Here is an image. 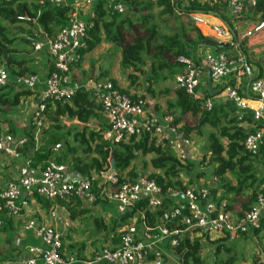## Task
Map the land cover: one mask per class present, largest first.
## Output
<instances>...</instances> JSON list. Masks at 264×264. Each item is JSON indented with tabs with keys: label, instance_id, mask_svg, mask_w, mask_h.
I'll return each instance as SVG.
<instances>
[{
	"label": "trees",
	"instance_id": "1",
	"mask_svg": "<svg viewBox=\"0 0 264 264\" xmlns=\"http://www.w3.org/2000/svg\"><path fill=\"white\" fill-rule=\"evenodd\" d=\"M127 5L126 12L119 15L109 9L104 1L96 4L92 27L87 33L86 48L81 54L92 51L102 38L105 43L119 49L120 70L126 74L129 84L127 89L119 91L133 101L143 100L142 95H130L131 89L137 91L142 87L140 78L146 85V93L153 98L156 97L151 90L153 86L173 81L180 72L182 64L178 61L179 58L196 60L187 49L205 44L207 38L193 25L190 14L216 13L232 28L225 15L227 0H177L174 4L170 0H128ZM248 9L252 12L251 19L258 16V22H264V0H258ZM154 10L157 11L156 15L153 14ZM72 11L69 6L40 5L34 0H0V65L5 66L11 78L10 84L0 88V123H5L7 131L13 136L17 133L15 127L8 122V117L20 105V99L28 94L26 91L16 90L13 80L16 77L36 75L38 66L30 58L31 52L33 53L32 44L54 40L68 23ZM172 17L179 21V27L172 29L171 33L161 34L156 20ZM181 18L189 19L187 27L180 22ZM166 23L164 20V24ZM17 45H25L29 50H19L15 47ZM243 45L244 43H239L237 50L233 46L217 47L214 50L232 59L241 55L245 57L248 67L252 60ZM101 79L98 75L96 82ZM164 93L167 94L168 90ZM205 100L206 97L193 99L176 88L175 101L168 102L163 114L173 117L174 125L181 124L180 132L186 139H203V156L197 162L190 159L184 163L179 162L167 143V138L157 140L143 134L138 139L131 136L118 144L104 142L101 134L105 128L90 131L86 127L89 121L98 118L101 106L95 89L83 87L75 89L70 103L55 102L47 105L44 114L47 128H42L39 134H36L34 126L25 127V143L18 149L20 160H11L15 164L29 163L33 168H44L49 162H53L64 166L69 172L77 173L81 179L90 177L92 173L97 174L110 165L117 174L119 183H122L126 179L134 181L138 178L133 162L140 156L148 155L149 166L153 171L147 175L142 172L141 177L154 181L163 192L197 190L194 182L203 179V173H196L198 164L207 162L212 167L211 174L215 179V186L209 189L212 201L217 205L222 203L226 211L236 219H241L252 209L258 197L264 195V123H253L247 116L239 120L235 108L229 103L219 107L214 105L211 110H206ZM66 118L77 120L82 130L67 129L64 124ZM244 124L249 125V128H244ZM255 131L263 132V141L259 151L253 154L243 149V143L246 136ZM70 139L71 145L68 142ZM60 140H64L65 148H50ZM34 200L45 211L52 207L63 208L69 221L80 226L91 218L94 224L93 234L99 233L101 240L110 249L118 248L122 231L133 222L137 229L142 224L151 228L161 224L163 214L172 205L169 200H164L161 208L152 210L141 202L125 214L103 220L92 214L86 216L91 210L84 208L83 201L75 195L55 201L36 195ZM98 204L99 200L94 203ZM0 219L3 223L0 228L2 232L10 224L11 218L3 213ZM181 219L182 215L175 217L165 223V227L183 229ZM71 232L72 227L62 236V255L65 258L74 256L83 260L86 244L84 241L76 242L71 237ZM249 242L254 245L252 264H264V218L260 219L252 235L227 234L215 241H190L185 233L178 246L170 250L178 264H236L238 256L235 249H239L240 244ZM207 244L211 247L209 258L204 255ZM20 256L12 257L5 253L2 260L13 262Z\"/></svg>",
	"mask_w": 264,
	"mask_h": 264
},
{
	"label": "built area",
	"instance_id": "2",
	"mask_svg": "<svg viewBox=\"0 0 264 264\" xmlns=\"http://www.w3.org/2000/svg\"><path fill=\"white\" fill-rule=\"evenodd\" d=\"M34 1L48 6H59L65 2ZM84 1L92 3V0ZM176 1L170 0L172 4ZM257 1L227 0V10L231 18H241L247 13L248 7H253ZM105 3L113 12L122 15L127 10L128 0H105ZM189 17L200 31L208 26L216 41L232 40L231 34L222 24L208 25L205 14L192 13ZM93 18L94 13L88 21L77 20L71 15L54 40L32 44L33 53L44 49L47 62L39 102L26 122V125L35 127L36 134H39L43 127L47 105L55 102L70 103L75 94V89L70 84L69 70L82 59L81 53L86 48L87 33L92 27ZM178 61L182 68L175 76L176 88L183 90L193 99H198L197 91L202 87L204 79L207 78L213 85H218L247 68L245 57L238 55L236 59H232L216 52H204L196 60L179 58ZM10 79L5 66L0 65V88L10 84ZM13 82L16 87L26 91H34L39 86L37 75L16 77ZM94 88L101 106V114L107 122L101 134L104 142L118 144L131 136L138 139L147 134L156 138L166 133L167 143L181 163L190 158L192 151L198 150L196 144L182 135L180 125H174L173 117L165 115L159 122L146 116L144 101H133L122 94L110 80L98 82ZM223 92L225 101L235 108L239 120L247 116L253 123L264 122V79L250 81L245 92H240L234 85H225ZM213 106L212 100L204 101L206 110H211ZM262 141L263 132H251L244 140L243 149L256 154ZM24 143V138H15L8 131L0 130L1 155L20 160L18 149ZM118 179L110 165L97 174L92 173L88 178L71 181L66 176V168L53 162H49L44 168H33L26 162L19 164L16 178L0 188V213H5L11 219L29 212L30 203L36 195L49 201L75 195L92 206L99 200L100 204L112 205L116 216L133 210L141 202L152 210L161 208L164 200H169L172 205L168 212L163 214L161 224L152 228L142 224L137 229L133 222L122 231L117 249L104 247L93 253L89 260H80L74 256L65 258L62 255V236L66 235L70 228L69 222L63 223L64 232H61L32 219L25 224L24 230L32 231L40 245L30 246L22 256L7 264H150L152 259L160 258L156 251L159 245L169 249L175 248L185 233L190 241H212L227 234L252 235L260 219L264 218V195L258 197L252 209L243 218L236 219L224 209L222 203L217 205L212 201L208 188L163 192L161 187L146 177H138L134 181L126 179L122 183H119ZM48 215L52 221H56L57 207H52ZM180 215L183 229L165 227V223ZM2 224L0 219V228Z\"/></svg>",
	"mask_w": 264,
	"mask_h": 264
},
{
	"label": "crops",
	"instance_id": "3",
	"mask_svg": "<svg viewBox=\"0 0 264 264\" xmlns=\"http://www.w3.org/2000/svg\"><path fill=\"white\" fill-rule=\"evenodd\" d=\"M99 1L105 2V0H92V3L89 4L84 0H65L63 5L71 7V9L73 10L72 16L77 20L88 21L90 15L94 13L96 4ZM152 1L155 2L156 0ZM202 1L208 2L211 0ZM251 14V10L248 9L247 13L241 18L233 19L231 18L229 11L226 9L225 15L229 18L228 20L231 22L232 26L231 29L235 34V39L231 35L232 40L224 39L222 41L219 40L220 42L216 41L208 26L203 28L202 31L199 30L201 34L207 39L226 44L228 45V47L233 46L235 50H237L236 46H238L239 43H244L243 46L245 50L248 51V56L252 60L245 70H242L238 75H232L218 85H213L207 78L204 79L202 87L197 91L198 98L206 97V99L212 100L216 107L227 103L225 101L223 92V88L225 87V85H234L240 92H245L250 81L258 78L264 79V22H258V16H256L254 19H251ZM244 17L246 18L242 19ZM205 19L208 25L217 26L222 24L219 15L218 17H215L214 15L208 13L206 14ZM248 33H250V35H247ZM187 50L190 56L195 57V59L204 52H216L214 48L209 47L205 44L197 45L196 47ZM30 58L38 66L36 75L39 78V86L34 91H26L23 88L15 86L16 90L28 92L26 96L20 99V105L17 107V110H15V112L8 117V122H10L15 127L17 133L15 135V138H24V129L27 126L26 122L29 121L33 110L39 102V95L41 90L43 89V82L45 79V73L47 71V62L45 60L44 49H42V51L40 52L33 53V56L30 55ZM120 60L121 56L119 49L105 43L102 38V41L92 51L82 55V59L78 65H72L70 67L69 77L71 86L74 89H76L77 87H83L85 89H95L94 85L97 82L95 84H93L92 82L94 78L98 79L99 75L102 77L101 81L99 82L110 80L115 83V86L119 90L127 89L129 84L126 78V74H123L120 70ZM248 72H250V75ZM91 74L93 77L91 76ZM140 82L142 87L137 91H133V89H131L130 95H142L146 116L153 117L157 121L161 122L162 117L164 116L163 114L167 109L168 102L175 101V77L173 81L162 82L157 86H153L151 90H153L154 94H156V97L153 98L146 93V85L144 84L142 78H140ZM166 90H168L167 94L164 93ZM66 121H68L67 118L65 119V122ZM70 121L73 122L74 126H67V129H70L71 131L82 130V126L79 125L77 120ZM79 126L81 128H79ZM106 126L107 122L103 118L101 113L99 114L98 118L89 121L86 125V127H88V130L90 131H101L106 128ZM243 127L247 129L249 128V125L244 124ZM0 129L2 131H7L8 126L5 123H0ZM166 137L167 134L165 133L162 137L156 138L157 140H162ZM196 145L198 146V150L192 151L189 158L192 161H196L195 157L200 149V146L198 144ZM11 159V157L8 158L5 156H0V188L3 187L5 183L14 180L17 176V164H15ZM149 159L150 156L148 155L145 157L140 156L136 161L133 162L138 173V177H141L142 172L147 175L153 171L149 166ZM66 176L71 181H77L81 179L80 176L75 172L68 171L66 172ZM212 178L213 181H215L213 176ZM201 180L202 179H200V181ZM203 184L206 186H204ZM211 186H215L214 182L210 186H208V183L203 182L201 186L196 189H210ZM82 203L84 208L91 210V213L85 214L86 216L92 214L94 217L98 218L102 214H104L103 217L107 216L105 219H108V217L110 216H116L113 206L109 204H98L92 206L86 204L85 202ZM57 212L58 219L56 221H52L48 215L49 211H45L39 203H37L35 200H32L30 203L29 212L18 218L10 219V224L6 225L4 230L0 232V264L9 263V261L7 260H2V257L5 255V253L10 254L12 257H16L19 254L22 256L30 246L40 245V241L32 231L24 230L25 224L32 219L36 220L38 223L54 227L61 232H64L63 223L69 222L70 227L74 229L73 232H71V237L76 242L79 240L77 239V236L79 238L87 237L88 233H84L87 228L83 227L82 225L80 226L78 223H71L68 219L67 213L63 208L57 207ZM0 215H3V213H0ZM92 235H94L93 232L90 236ZM220 238L222 237H218L212 241L218 240ZM81 240L82 239H80V241ZM82 241H84L86 244L85 240ZM85 246L86 251H84L85 253L83 252L84 259H81L89 260L92 257L93 253H95L96 251L92 250L89 244H86ZM12 248L14 250H12ZM156 251L160 254V258L152 259V261H150V264H178L177 259L172 255L169 248H165V246L159 245Z\"/></svg>",
	"mask_w": 264,
	"mask_h": 264
},
{
	"label": "rangeland",
	"instance_id": "4",
	"mask_svg": "<svg viewBox=\"0 0 264 264\" xmlns=\"http://www.w3.org/2000/svg\"><path fill=\"white\" fill-rule=\"evenodd\" d=\"M156 12L157 11L154 10V13L153 14L156 15ZM164 20L167 21L166 24H164ZM180 22H183L185 24V27H187L186 24H187V22H190V21L187 18L186 19L181 18L180 19ZM156 24L159 26V31L161 32V34L171 33L172 32V29H176L177 27H179V21H177L174 17H172L170 19L163 18V19H160V20H156ZM190 35L194 38V35L193 34H190ZM15 47H17L19 50H20V48H22L24 50H29V48H27V46H25V45L22 46V47L20 45H17ZM188 49H191V48H188ZM30 52H31V50H30ZM31 55L33 56V53L32 52H31ZM64 124H66V127L67 126L68 127L69 126H71V127L74 126L73 125V122H71V121H66V122H64ZM42 128H44V129L47 128V122L46 121H44V124H43V127ZM79 128H81V127L79 126ZM68 142H69V145H71V142H72L71 139L68 140ZM192 142L194 144H198L200 146L199 152H198V154L195 157V160L197 162L203 156V147L202 146H203L204 141H203V139H201L199 141H195L194 140ZM18 165L19 164H17L16 167H18ZM66 172H68L67 169H66ZM211 172H212V167L209 166L207 162H204V163L203 162H200L198 164L196 173H203V179L201 181L199 179L197 182H194L195 188H198L199 186H201V184L203 182L208 183V186L212 185L213 184V182H212L213 181V178H212ZM204 186H206V185H204ZM103 215L104 214H102L99 218L100 219H103V220H111V218H112V216H110V217H108V219H105L107 216H104L103 217ZM83 227L87 228L84 233H88V235H87L86 238H83V237L82 238H79L77 236V239H79L77 242H81L82 240H85L86 241V244H89V246L91 247L92 250L95 249L94 251H99L100 249L108 246V244L104 243L101 240V236H100L99 233L90 236L92 234V232H93V229H94V224H93V221H92L91 218L87 219L86 224L83 225ZM80 239H82V240L80 241ZM240 247H239V249H235V252H236V254L238 256V262L236 264H252L251 257L254 256V245L251 242H249V243H245V244H240ZM84 251H86V246L84 248ZM210 254H211V247H210V244H207L206 245L205 252H204V255L209 258L210 257ZM69 256H71V255H69Z\"/></svg>",
	"mask_w": 264,
	"mask_h": 264
},
{
	"label": "water",
	"instance_id": "5",
	"mask_svg": "<svg viewBox=\"0 0 264 264\" xmlns=\"http://www.w3.org/2000/svg\"><path fill=\"white\" fill-rule=\"evenodd\" d=\"M210 14H212V15H214L215 17H218V14H216V13H210ZM221 22H222V24L224 25V27L226 28V30L234 37L235 36V34H234V32L232 31V29L230 28V26L228 25V23L227 22H225V21H222L221 20ZM205 45H207V46H209V47H212V48H217V47H224V48H226V47H228V45H226V44H223V43H219V42H216V41H213V40H211V39H207L206 41H205ZM249 73V75H250V72H248ZM96 78H94L93 79V84H95L96 83ZM67 120L68 121H70L68 118H67ZM78 122V121H77ZM61 147H66V145H65V143H64V140H60V142L58 143V144H56V145H52L50 148H53V149H55V150H59Z\"/></svg>",
	"mask_w": 264,
	"mask_h": 264
}]
</instances>
